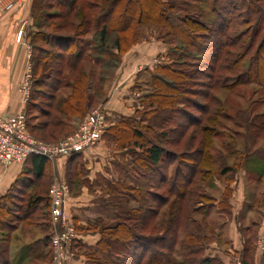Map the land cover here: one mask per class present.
Masks as SVG:
<instances>
[{
	"label": "trees",
	"instance_id": "trees-1",
	"mask_svg": "<svg viewBox=\"0 0 264 264\" xmlns=\"http://www.w3.org/2000/svg\"><path fill=\"white\" fill-rule=\"evenodd\" d=\"M55 5L61 11L50 13V9L55 8ZM55 5L49 4L43 7V4L40 3L38 9L41 11L39 17L41 20L39 28L41 29L28 35L33 47L31 60L33 76H35L34 84L41 88L45 86L43 80L38 78L37 75L39 72L44 75V71L51 68L50 70L54 71L51 73L54 78L51 75L48 76L54 82L50 86L51 90L56 92L63 87H68L71 90L66 97L60 99L56 104L57 107L51 105L57 111L59 117L53 120L49 119L36 127L42 132L48 131L49 137L52 139L63 134L60 127H64L66 123H71L74 120H81L99 102V99L103 96L102 82L106 79L101 76L102 72L107 71L109 68H117L123 54L142 42L145 35L142 34L141 28L154 26L165 29L166 38H169L172 44L177 40L182 43L181 45H175L171 54H169L170 61L157 66L153 73L148 70L144 73L149 72L151 74L153 91L145 92L143 95L141 101L143 107H153L155 105L162 107L169 103L170 97L173 96L171 104H168L172 108L171 113L164 115L163 122L164 125H168V121H172L174 124L172 127L167 128L168 131L164 128L161 130V142L153 143L147 135L148 132H154L155 126L143 122L142 127H139L137 122L132 125L128 123L131 117L129 119H119L107 129L104 136L106 141L111 140L116 147L127 150L132 158L129 165L141 171V174H138L142 180L145 178L151 179L150 181L156 180L153 181L156 185L149 182L150 185L152 184L151 187L154 185L163 192L154 191L155 189L152 188L148 189L145 194L139 191L140 195H136L134 199L141 202L140 208L133 211V209L125 207L124 210L120 207L121 213H117L114 224H104L105 222L102 219H97L86 228L80 229L77 227V232H85V229H88V231L99 232L101 236L96 247L82 255H84L88 264H222L219 259H211L203 255L209 237L207 238L206 234L195 233V230L194 232L190 231L181 242V251L184 254L183 260L179 262L176 255L180 230L185 218L184 208L188 202L187 200L193 196H198L199 193L195 194V191L191 188L197 181L198 176H204L202 182L211 181L212 175L215 173V166L224 161L223 169H221L219 175H225L227 185L220 197L221 199L208 195L206 192H200V196L206 199L203 201L207 202L200 203L196 210L201 212L204 218L209 215V208L213 207H216L221 213L228 214L230 212L228 200L232 192L230 183L242 167L255 166L250 169V166L247 168V173L255 176L253 178L249 177L251 180L258 181L264 176V148L249 150L245 156L242 155L237 163L231 164L228 157L223 159V156H221L215 159L212 154L213 138L217 135L215 127L209 128L202 125L200 129H197L198 124L204 121V116L208 113L209 107L207 104L199 103L194 97L197 91L191 89L190 86L193 83H198L195 77L200 74L211 80L215 79L214 72L222 58L220 54L223 48L229 46L224 41V38L227 37L228 22L223 20L222 23L218 22V26H212V24L209 25L202 20L201 17L189 15V13L178 16L177 13L187 11H179L180 7L173 0H59ZM176 11L177 13H175ZM56 20H60V22ZM42 28H48L52 31L46 32ZM70 30H73L74 34H70ZM92 31H98L95 40L83 38L84 35L88 36ZM110 33H114L111 44L108 42ZM215 33L218 34V40H216ZM257 34L258 32H255L250 37L244 52L239 53L236 56L235 63H233V66L238 67V63L241 62L246 65L248 62V66H245V71L242 72L243 76H246L245 81L239 77L236 85L258 84L261 88H264V39L255 54L251 55L249 61L245 62L253 50V45L258 37ZM159 39L168 44L165 39L160 37ZM218 41H223V43H218ZM239 41H236L235 44L232 43L230 46L236 47ZM202 47L204 50L200 51ZM188 49L200 52L199 56H204L205 61H209L205 63V67L210 69V73H205V69H197L196 67L191 71H185L182 67H179V61L174 60V57L179 59L185 54V58H190L192 53H189ZM97 78L100 79L96 81ZM179 84H183V89L180 90L182 91L180 94L183 96L182 98L171 94V91L174 90L171 87H177L178 89ZM188 85L190 86L188 87ZM227 87L229 88L228 85ZM190 94L191 96H189ZM49 100L50 102L56 100V93H51ZM33 104V94H31L27 109L34 107ZM153 110L156 112L155 109L151 108L149 112L151 113ZM44 114L45 116H52L51 111H44ZM212 121L216 123V120ZM193 126L197 127L196 129L199 131L202 130V132L211 131L209 136L211 138L204 137L205 143L201 139L202 143L198 144L197 141L196 144L198 145L192 144L191 149L181 153L172 149L170 146L171 141H178L182 133ZM252 127L250 128L252 129ZM30 128L28 123L29 132ZM32 128H35V126ZM263 129L264 127L256 126L254 132L258 135ZM165 144L168 146L166 147ZM137 148L142 149V151H138ZM76 155H79V153H74L70 157ZM31 160L36 177L42 178L48 162L51 161L43 156H36ZM257 166L260 170H257ZM125 177L130 179L128 177L131 176L126 175ZM149 183L146 182V184ZM118 187L112 190L120 194L124 192L122 196L129 197L125 192L133 186L129 184L127 187V184L121 181L118 183ZM131 190L135 192L139 189L134 188ZM134 199H131V201ZM42 200L39 198L36 201L29 202L25 215H29L28 212L38 209ZM13 203L14 200L9 196L0 201L1 233L10 234L9 231L15 229L8 219L9 216L14 214L11 212L9 205ZM168 203L172 204L169 213H166L165 220H163L159 230H154L158 234L152 231L154 234L150 235L147 233L148 229L145 226L137 225L146 222L148 219L150 222V218L153 215H158L160 208ZM44 206L48 216L46 227L48 224L50 231L48 230L49 232L42 243L46 247H50V201ZM16 214L15 217L20 220L21 217L18 213L14 215ZM123 217L126 218L125 222L118 221ZM128 221H137V223L129 225ZM204 225L206 224L204 223ZM195 228L198 229L199 227ZM37 245L38 243L26 246L22 250L25 254L18 259L17 264H22L26 257L36 260L41 258V254L37 255L34 251ZM44 255L48 256L47 253H44ZM243 262L247 264L244 259ZM0 264H13L9 256V247L2 246L1 240Z\"/></svg>",
	"mask_w": 264,
	"mask_h": 264
},
{
	"label": "rangeland",
	"instance_id": "rangeland-1",
	"mask_svg": "<svg viewBox=\"0 0 264 264\" xmlns=\"http://www.w3.org/2000/svg\"><path fill=\"white\" fill-rule=\"evenodd\" d=\"M59 0H7L6 3H11L9 7L6 9H3L0 4L1 11L5 13H10L15 10H18V6L22 7L23 5H29L30 11L28 12L32 26L29 28V33L36 32L41 25L40 23V15L41 11L38 9L40 7V3L43 4V7L45 5L49 4H57ZM163 1H169V0H163ZM175 1L178 6L180 7L179 11L186 10L187 12H179L177 11L178 16H184L186 13H189V15L199 16L202 20H204L209 25L212 24V26H218V22L222 23L223 20L225 22H228L227 31H226V38H224V41L228 43L229 46H226L223 48L222 53L220 54L222 56L220 62L218 63V67L216 71L214 72V80H211L207 78L205 75L200 74L195 77V79L198 80V83H193L190 86L191 89L197 91L195 92L194 97L199 101V103L207 104L208 105V113L204 116V121L198 124L197 127H190V129L186 130L182 133V135L179 137V140L176 142L171 141L172 144L170 145L172 149L176 150L177 152H184L186 150L191 149L192 144L198 145L199 143H202L201 139L204 137H209L211 135V131L202 132V130H197L202 127V125L207 126L209 128L215 127L217 131V135L213 138V146H212V154L214 155L215 159L223 156V159L227 158L229 159V162L231 164L237 163L241 158L242 155L245 156L249 150H254L257 148H264V129L262 132L255 134V127H264V88H261L258 84H237V78L241 77L244 81L246 79V76H243L242 72L245 71V66H248L247 64L238 63L237 66H233L234 61L236 60V56L239 55V53H243L246 45L248 44L250 37L255 33L258 32L256 41L253 45V50L251 54L248 56V59L245 60L249 61V57L251 55H254L258 47L260 46L262 40L264 39V0H173ZM82 4V3H81ZM256 7V8H254ZM228 10V11H227ZM231 10V11H230ZM61 11L60 8L55 5V8L50 9V13H57ZM94 13V12H93ZM219 14V15H217ZM77 20V19H76ZM57 22H60V20H56ZM225 24V23H224ZM227 24V23H226ZM259 25V26H258ZM261 29V31H260ZM43 31L50 32L51 29L48 28H42ZM142 31V34L145 35L144 39H142V42L145 44H152L150 48H160V53L162 49H164V52L167 53V59L165 62L170 61L169 54H171V51L174 49L175 45H181L182 43L180 41H175L173 44L172 41L169 38H166V30L165 29H159L154 26H147L140 29ZM260 31V32H259ZM28 33V35H29ZM70 34H74L73 30H70ZM98 31H92L88 36L84 35V39L88 40H95L97 38ZM218 34L215 33V36L217 37L216 40H218ZM114 33H110L108 42L111 44L113 42ZM165 39L166 43L163 42V40L159 39ZM18 40V39H17ZM240 40V41H239ZM19 41V40H18ZM21 41V40H20ZM19 41V42H20ZM157 41V42H156ZM205 41V40H204ZM238 42V45L236 47L230 46L232 43ZM162 43L157 44V43ZM31 43V40H30ZM218 43H223L218 41ZM149 44V45H150ZM148 45V46H149ZM156 46V47H155ZM133 48V47H132ZM204 48L200 51H203ZM30 62L27 65V69L32 70L33 73V64H32V55H33V47L30 46ZM163 52V53H164ZM189 53H192L190 58H185V54H183V57L176 59L174 57V60L179 61V67H182L185 71H191L194 67L197 69H205V73H210L208 68L205 67V63L209 62L208 60L205 61L204 56H199L200 52H196L194 50L188 49ZM185 53V52H184ZM187 53V52H186ZM126 54V53H125ZM123 54V56L125 55ZM123 56L121 57V62L115 69H108L107 71H103L101 76L105 79L104 82H102L103 86V96L99 99V102L86 114L85 117H83L81 120H74L71 123H66L64 127H60V129L63 130V134L58 135L57 137H54L55 139H52L49 137L48 131H40L39 127L41 123L50 120H53L57 117H59V114L56 110L51 107V105H56L62 99L63 97H66L71 90L68 87H63L59 91H53L51 90L50 86L54 84L52 82V79H49L48 76L51 75L54 71L50 70L51 68L44 71V75H42L41 72L37 75L38 78L43 80V83H45V86L42 88L34 84V78L33 76V84L31 87V94H33V102L34 107L32 106L27 109V116L30 128V134L36 138L37 140L45 143V144H57L65 139H67L70 136L75 135L77 132L80 131L82 126L88 121V116L98 110L102 109L107 114L106 120H107V129L110 127V119H109V111L107 108V102L110 97V94L118 88L120 85V82L122 81V77L119 74L120 68L123 63ZM264 57V53H263ZM157 64V63H154ZM223 66V67H222ZM228 66V67H227ZM61 67V66H57ZM227 67V68H224ZM100 69V68H99ZM101 71V69H100ZM152 72V71H151ZM100 73V72H99ZM153 73V72H152ZM52 76V75H51ZM54 78V76H52ZM100 78H97L96 81H98ZM45 81V82H44ZM65 81V80H64ZM67 81V80H66ZM66 83V82H64ZM215 83V84H214ZM44 85V84H43ZM151 74L148 72L144 75V77L141 79V81H137L135 84V89L132 90V88H129V91L133 93V103L139 107L134 115L128 120V123L130 124H136L139 123V127L143 126L144 124L153 125L154 132H148L149 139L154 143H157L161 140V130L167 129L168 127H172L174 122L168 121V125H164L163 117L166 114L171 113V107L169 105L171 104L172 97H170V104L167 103L164 106H158L155 105L153 107H143L142 105V97L145 94V92L153 91L151 87ZM229 86V88L227 87ZM174 88L173 91H171L174 96H180L182 93L181 88L183 89V84H179V88L177 87H171ZM51 93H56V100L50 102L49 95ZM138 94H140L138 96ZM189 94V93H188ZM191 96V94L189 95ZM193 97V96H192ZM106 99V100H105ZM129 98H125L127 100ZM174 99V98H173ZM138 101V102H136ZM52 103V104H50ZM169 104V105H168ZM57 107V105H56ZM129 109H132L133 106L130 104ZM173 107H175L173 105ZM155 109L156 112H149V109ZM127 110V111H128ZM44 111H51L52 116H45ZM197 111V110H194ZM221 114V115H220ZM126 118V117H122ZM212 120H216V123H214ZM119 121V119H117ZM116 121V122H117ZM143 122V123H142ZM253 122V123H252ZM35 128H32L34 127ZM251 126L252 129L250 128ZM197 128V129H196ZM254 128V129H253ZM250 130V132H249ZM107 131V130H106ZM168 131V129H167ZM105 134L103 135L102 140L97 144V146L103 142L107 147L109 148H115L116 145L111 140L106 141L105 140ZM244 136V137H243ZM173 137V136H172ZM167 138H169L167 136ZM171 139V136H170ZM199 139V140H198ZM193 141V142H192ZM198 141V144L196 142ZM161 142V141H160ZM205 143V142H204ZM166 145V144H165ZM96 146V147H97ZM168 145H166L167 147ZM229 146V147H228ZM250 147V148H246ZM120 149L119 147H117ZM122 150V149H121ZM137 150L142 151V149L137 148ZM127 154V156H123L118 154L116 157V160L113 161V163H116V166L110 165V161L112 159L113 153L107 155V158L104 159V162L102 163L103 166H107V170L112 175V180H109V182H106L103 179L99 180L97 183V198L96 203L99 204L98 208L99 213L102 214V218H96L94 220H90L87 222L88 225L93 224L94 221H97V219H102L105 223L104 224H114L115 218L117 213L120 214L121 208L125 210V207L127 209H133V211L137 210L141 206V202L135 201L134 197L139 194V191L143 192L142 194H145L148 189H155L154 191L163 192L162 190H158L154 185L156 180L150 181L151 179L145 178L144 180L141 179V171H139L136 167L133 168L131 165H129L130 161L132 160L131 155L128 154L127 150L124 152ZM221 160V162L223 161ZM219 160V159H218ZM224 162V161H223ZM223 162L219 163L215 166V173L212 175L211 181L209 182H202L204 180V176L200 175L197 177V181L191 186L193 191H195V194L197 192L198 196H193L192 198H189L186 203V207L184 208V222L182 225V228L180 230L179 235V245L177 250V260L180 262L183 260L184 254L181 251V242L185 239V236L191 232L196 231L195 233H202L206 234L208 238V244L204 247V253H216L220 256L226 257L225 250L230 245V242L228 240L229 238V232H230V223L228 222L229 219L222 217L221 212L216 208H209V215L204 218L201 212H198L196 208L198 209L200 203L207 202L203 201L206 199H203L200 195V192H206L208 195L219 197L222 195L223 192V184L225 181V175H219V172L221 169H223ZM222 165V166H221ZM131 166V167H130ZM252 166L249 167V169ZM245 168V167H244ZM133 169V170H132ZM143 172V171H142ZM67 175L65 174V177H63L67 183L70 186V193L68 197V203H70L73 198H76L82 194V188L83 184L79 182V180H75L74 169L67 170ZM85 174L84 172H82ZM139 173V174H138ZM107 174V173H106ZM251 173H245V171H241L239 173L238 177V190L235 193L234 196V205L236 207H239L241 198H246V200L249 201V203L254 205L255 211L252 213V216L249 218V221H256L259 218L262 217L261 212L259 210L264 209V179L261 183L258 181H253L250 178L255 177L254 174ZM126 175H130L131 177H128L130 179H126ZM58 176V174H55V172H48L45 175L44 180L38 184V187L35 189H27L24 191L23 195L19 198H15L13 204L10 205V209L12 213H18V215L21 217L20 220L16 218L14 214L8 217L9 222L14 226V230H18L17 233L14 234L13 231H9L10 234H5L0 232V240L2 242V246H8V243H11L10 235L12 234L13 237V244L16 245V240L18 238H33V240L36 239L35 232L40 231L41 227L44 229L48 228V224L46 227V223H48V216H47V210L44 209V205L46 203H49L50 201V193L51 188L54 182L55 177ZM250 177V178H249ZM74 178V179H73ZM109 178V176H108ZM73 180V181H72ZM125 182L127 184V187L129 184L133 186L135 189H139L138 191L133 192L131 189H134L133 187L128 188V191L125 193L129 197L122 196L123 193L115 192L112 189H115L118 187L119 182ZM101 182V183H100ZM151 182L154 184L152 187L149 184H146ZM108 183V184H107ZM88 183H86V187ZM90 185V184H89ZM84 186V187H85ZM91 189L93 186H91ZM119 188V187H118ZM89 189V188H88ZM100 189V190H99ZM95 191V192H96ZM113 191V192H112ZM116 193V194H115ZM140 195V194H139ZM43 196L41 199H43L40 204L39 208L28 212L29 215H25V210L27 209L29 202L36 201V197ZM130 199V202H129ZM131 199H134L131 201ZM152 202V201H151ZM67 203V207H68ZM173 203V202H172ZM123 205V206H122ZM170 203L166 204L165 206H162L160 208L159 214L156 216H152L146 222L139 223L137 225L145 226L147 229V233L152 234H158V232H154V230H159L161 227V224H163V220H165L166 213H169L171 208ZM96 211V217H99ZM260 213V214H259ZM89 216L90 214H85ZM27 216L26 218H23ZM94 217V215H91ZM191 217V219H189ZM121 219V218H120ZM125 217H123L121 220H118L120 222H125ZM195 219V221H193ZM72 220V219H71ZM73 221V220H72ZM185 221L187 224L185 225ZM74 222V221H73ZM137 221H128L129 225H135ZM204 223L206 225H204ZM225 223V224H224ZM250 223V222H249ZM86 224V227L88 225ZM76 229L77 226L74 223ZM85 227V228H86ZM195 227H199L196 229ZM235 230V226H234ZM154 233H153V232ZM236 231V230H235ZM234 231V238L239 237L238 231ZM254 232L256 229L253 230ZM7 233V232H6ZM86 234H94L99 235V232L91 231L88 229H85ZM140 233V232H139ZM253 233V232H252ZM14 234V235H13ZM212 234V236H211ZM30 238V239H31ZM3 240V241H2ZM5 241V242H4ZM32 241V240H31ZM30 241V242H31ZM10 245V244H9ZM34 245V244H32ZM258 246V242H257ZM95 245H87L86 247H81L80 249H76V259L78 260L80 258V255L83 253H86L90 251L91 249H94ZM260 251L262 250L260 247H258ZM41 248L38 247V249H35L34 251L36 254H43L41 259H27V261H24L22 264H51L52 262V256L47 257L44 255V253L40 252ZM47 253V252H46ZM52 255V251L50 252ZM233 257V256H232ZM234 259V258H233ZM232 259V261H233ZM221 261V260H220ZM231 261V262H232ZM246 261V260H245ZM18 260H15L13 264H17ZM85 263L88 264V262ZM222 263V262H221ZM223 264V263H222Z\"/></svg>",
	"mask_w": 264,
	"mask_h": 264
},
{
	"label": "crops",
	"instance_id": "crops-1",
	"mask_svg": "<svg viewBox=\"0 0 264 264\" xmlns=\"http://www.w3.org/2000/svg\"><path fill=\"white\" fill-rule=\"evenodd\" d=\"M17 9L18 10L10 13H5L0 9V116L13 115L24 108L27 109V105L25 106L23 101V95L20 92V87L28 70L27 65L30 62L31 52L29 48L31 43L28 33L32 23L28 14L30 11L29 5L25 4L22 7L18 6ZM22 28L24 29V34L19 42L17 40L18 33ZM149 44H137L123 56V63L119 71L122 81L118 88L110 94L107 102L109 119L111 122L110 126L114 125L117 119H121L122 117L130 118L134 115L139 107L137 106L138 103H136V105L133 103L135 100L133 101V93L129 91V88L131 87L132 90H134L136 82L141 81L147 70L153 72L157 66L162 65L167 59V53L164 52V49H162V53H160V48L156 46V48H150L152 44ZM157 44L160 46L162 43L158 42ZM139 95L140 94H138V96ZM125 98L129 99L125 100ZM130 104H132L133 108L128 110ZM125 151L126 150H121L117 147L113 149L109 148L101 142L92 153L62 158L55 164L48 162L42 178L36 177L32 160H29L23 165H11L9 167H4L0 164V201L8 196L12 200H15V198L22 196L27 189H35L38 187V184L44 180L45 175L49 171H54L55 174L65 177V174H68L67 170L70 169L71 171V169H74L75 180H79L84 186L88 183V186H83L82 194L73 198V200L68 203L67 213L78 228H85L88 221L102 218V214L99 213L100 211L97 209L99 204L95 201L97 198L96 195L98 194L95 188L97 189V183L101 179L106 182L112 180L111 173L106 171L108 165L103 166L102 164L104 159L112 152L113 156L110 165L116 166V163H113V161L116 160V157L120 153L121 155L124 154L123 156H127V154L124 153ZM249 166L250 165H247L246 168L242 167L235 175L234 180L230 183V188L232 189L231 196L228 199L230 212L228 214L221 213L222 217L229 219L228 222L231 226L228 238L230 245L225 250L227 259L223 256L219 257L216 253H205L206 257L219 259L223 264H231L232 259L236 256L246 260L247 264H264V251H260L257 246L259 238L264 235V209L259 210L261 212V214H259L262 215L261 218L256 221H249V218L255 211L254 205L249 203L244 197L241 198L239 207H236L233 201L235 193L238 190V175L241 171L247 173V168ZM256 168L260 170L258 166ZM263 179L264 176L261 180H258V182L261 183ZM226 183L225 180L223 192L221 193L222 195L225 191ZM89 184L93 186L92 188H94V190L91 189ZM42 197L43 196H37L36 198L38 200ZM96 211L97 214H100L98 215L99 217H96ZM85 214L90 215L87 216ZM91 215H94V217ZM234 226L235 230L239 233V237L236 238H234ZM254 229H256L255 232L253 231ZM48 230L50 231V228L43 229L41 227L40 231L34 234L36 237L35 240L31 237L26 239L21 237L16 240V245L13 244V237L11 234V243H8L11 260L13 262L18 260L25 254L22 250L26 246L32 244L36 245L37 243L36 249L40 247L41 253L47 252V257H51L50 247H46L44 243H42L49 232ZM17 232L18 230H16L14 234ZM78 233L79 241L76 247L77 249H80L82 246L86 247L87 245L96 246L100 240L99 235L86 234L85 232ZM27 259L30 258L26 257L25 261H27ZM85 260L86 258L84 255H80L76 264H86Z\"/></svg>",
	"mask_w": 264,
	"mask_h": 264
},
{
	"label": "built area",
	"instance_id": "built-area-1",
	"mask_svg": "<svg viewBox=\"0 0 264 264\" xmlns=\"http://www.w3.org/2000/svg\"><path fill=\"white\" fill-rule=\"evenodd\" d=\"M0 0L3 9L11 3ZM24 29L18 33V40L23 38ZM30 49V48H29ZM33 73L27 70L24 81L20 87L25 106L31 98ZM107 114L98 109L88 116V121L75 135L57 144H45L34 138L28 130L27 109L24 108L13 115L0 116V164L4 167L23 165L33 157L43 156L53 164L59 159L70 157L74 153H92L102 140L107 130ZM70 186L67 181L56 176L50 193L51 232L50 248L52 251L51 264H76L77 244L79 233L67 213V203ZM258 247L264 250V235L258 240ZM231 264H244L239 256L234 257Z\"/></svg>",
	"mask_w": 264,
	"mask_h": 264
}]
</instances>
